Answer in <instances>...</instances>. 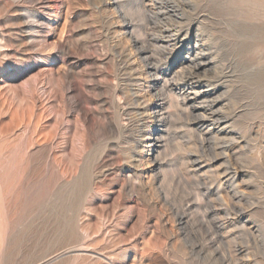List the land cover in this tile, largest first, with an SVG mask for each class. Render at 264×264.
I'll return each mask as SVG.
<instances>
[{"label": "rangeland", "instance_id": "1", "mask_svg": "<svg viewBox=\"0 0 264 264\" xmlns=\"http://www.w3.org/2000/svg\"><path fill=\"white\" fill-rule=\"evenodd\" d=\"M14 252L264 264V0H0Z\"/></svg>", "mask_w": 264, "mask_h": 264}, {"label": "bare ground", "instance_id": "2", "mask_svg": "<svg viewBox=\"0 0 264 264\" xmlns=\"http://www.w3.org/2000/svg\"><path fill=\"white\" fill-rule=\"evenodd\" d=\"M170 37V36H169ZM169 39H171V38H169ZM168 40V39H167ZM36 170V169H35ZM38 172V171H37ZM29 175V174H28ZM37 176V175H36ZM39 177V176H38ZM32 178V177H31ZM34 178V177H33ZM32 178V179H33ZM36 181V180H35ZM84 181V180H83ZM30 182V181H29ZM86 182V181H85ZM80 184V183H79ZM83 184H84V182H83ZM82 184V185H83ZM81 185V186H82ZM80 186V185H79ZM80 186V187H81ZM79 187V188H80ZM81 190H82V188H81ZM60 196V195H59ZM78 197V196H77ZM72 231H74V230H72ZM72 234H74V233H72ZM76 235V234H75ZM19 256H20V253L19 252H17L16 254H15V252L12 254V253H9L7 256H6V258H5V260H4V264H14L15 263V260L16 259H18L19 258Z\"/></svg>", "mask_w": 264, "mask_h": 264}]
</instances>
